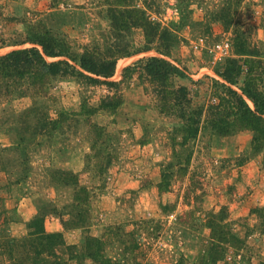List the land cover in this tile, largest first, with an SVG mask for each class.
<instances>
[{
    "label": "rangeland",
    "instance_id": "374dc122",
    "mask_svg": "<svg viewBox=\"0 0 264 264\" xmlns=\"http://www.w3.org/2000/svg\"><path fill=\"white\" fill-rule=\"evenodd\" d=\"M121 2L173 33L165 58L184 77L144 73L161 55L134 54L142 29L111 26L107 9ZM29 30L78 53L127 46L133 55L119 59L115 85L0 68V237L36 247L31 223L42 219L65 241L55 258L40 256L47 263L204 264L210 214L225 209L243 244L225 246L218 264L264 262V216L251 213L264 207V148L255 152L251 131L223 136L204 121L247 75L264 91V0H0V58L32 47ZM222 41L232 51L215 63L207 49ZM234 59L243 75L225 84L219 74ZM0 263L14 264L6 255Z\"/></svg>",
    "mask_w": 264,
    "mask_h": 264
},
{
    "label": "trees",
    "instance_id": "16d2710c",
    "mask_svg": "<svg viewBox=\"0 0 264 264\" xmlns=\"http://www.w3.org/2000/svg\"><path fill=\"white\" fill-rule=\"evenodd\" d=\"M113 15L111 26L120 27L124 30L142 29L145 36V43L141 48L136 49L134 54L156 50L161 56H154L147 59L143 64L144 73L153 80L166 83L173 76L184 77L183 69L171 63L165 57L171 55V40L173 33L168 29L159 30L147 13L137 8L127 7L121 2L117 7L107 9ZM25 43L32 45L26 49H16L0 58V68L9 75L19 77L31 75L35 78L40 76L64 77L79 75L95 83L115 85L109 81L115 75L117 64L122 56L131 57L133 54L129 47H118L114 52L110 49L104 57H98L88 49L78 53L73 46L65 40L58 39L50 34L39 33L35 30L27 32ZM0 44V48H2ZM52 60V61H49ZM238 60H231L224 71L219 74L225 84L237 85L243 75ZM241 93L227 88L228 99H222L218 106H211L206 114L205 124L220 135L226 136L236 132L251 131L253 134L252 147L255 152L264 148V91L259 87L258 78L250 75L246 77L244 84L240 87ZM180 91L185 92L182 87ZM181 103V102H180ZM251 103V104H250ZM198 129L193 133L198 132ZM161 190H166V183L161 185ZM251 213L264 216V207L253 209ZM228 217L225 209L219 213H211L208 227L212 231V246L209 250L208 261L204 264H218L226 259L229 247L242 242L229 232ZM44 221L37 219L31 223L36 232L30 235L40 234L38 244L21 245L20 238L14 236L0 237V258L5 255L14 264H54L44 262L40 256L55 258L57 248L65 246L62 234L47 233L44 229ZM45 242V243H44ZM30 247L29 250L26 248ZM225 246H229L226 247ZM33 253L34 258L30 260L29 254ZM5 254V255H4ZM88 256L96 258L94 253L88 251ZM20 256H24L23 258ZM104 263H108L104 260ZM1 264V263H0ZM55 264H60L55 263ZM227 264V263H226ZM260 264H264L261 262Z\"/></svg>",
    "mask_w": 264,
    "mask_h": 264
},
{
    "label": "built area",
    "instance_id": "2783aa9c",
    "mask_svg": "<svg viewBox=\"0 0 264 264\" xmlns=\"http://www.w3.org/2000/svg\"><path fill=\"white\" fill-rule=\"evenodd\" d=\"M199 46H196L198 49ZM215 63L222 62L225 58L229 57L232 51L231 44L227 41L215 43L211 48L207 49Z\"/></svg>",
    "mask_w": 264,
    "mask_h": 264
}]
</instances>
